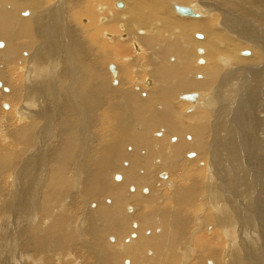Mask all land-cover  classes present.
I'll return each mask as SVG.
<instances>
[{"label": "bare ground", "instance_id": "1", "mask_svg": "<svg viewBox=\"0 0 264 264\" xmlns=\"http://www.w3.org/2000/svg\"><path fill=\"white\" fill-rule=\"evenodd\" d=\"M8 3L10 10L4 8ZM175 5L187 7L192 16L177 14ZM0 40V96L8 91L4 86L10 89L2 92L0 104L2 117L10 118L0 119V202L8 197L4 189L11 186L3 181L12 178L13 191L19 188L22 197L17 216L20 239L29 235L21 245V264H179L175 250L189 232L199 207L195 203L203 193L204 170L196 164L207 160L208 137L222 130L230 148L221 142L217 150L230 157V171L241 169V180L249 175L255 179L257 169L260 173L259 185L252 181L263 185L257 190L259 202H254L260 213L258 221L254 217L261 231L257 237L249 210L255 189L251 181H245L241 192L248 203L242 221L249 227L243 233L253 244L246 248L249 257L260 255L259 249H251L256 238L264 246V0H0ZM133 46L140 55L132 56ZM138 66L146 70L138 72ZM146 80L150 81L145 84ZM135 86L140 89L133 90ZM238 91L240 106L230 120L239 126L242 147L231 141L235 134L230 122L226 125L221 118L209 123L220 111L218 98L223 97V107L229 106ZM154 132L160 138L153 140ZM194 151L200 154L194 157ZM154 152L160 154L157 161L151 157ZM187 152L194 160L182 175ZM257 154L260 160H254ZM240 155L248 171L240 167ZM156 172L165 180H156ZM174 174L185 178L181 186L173 183ZM158 181L170 192L165 186L155 189ZM127 188L132 192L126 193ZM142 188L146 195L149 191L147 196L140 195ZM218 189L206 187L210 209L203 206L201 226L205 230L212 225L210 232L225 234L233 244L224 259L223 241H212L213 233L204 238L205 232L195 239L201 245L195 254L200 253V259L206 254L202 262L241 264L244 236L233 234L228 206ZM13 191L7 206L19 200ZM79 240L86 246L79 247ZM5 259L0 255L2 264Z\"/></svg>", "mask_w": 264, "mask_h": 264}, {"label": "rangeland", "instance_id": "2", "mask_svg": "<svg viewBox=\"0 0 264 264\" xmlns=\"http://www.w3.org/2000/svg\"><path fill=\"white\" fill-rule=\"evenodd\" d=\"M10 2H13V0H9ZM34 1V0H33ZM38 1H41V0H38ZM142 1H145V0H142ZM147 1V0H146ZM119 2H122V1H119ZM124 2H122V4H123ZM126 4V3H125ZM123 6L125 7V5L123 4ZM8 7V8H7ZM12 8V4L11 3H8L7 5H5V9H7V10H10L9 8ZM124 7L122 8V9H124ZM113 9H115V7H113ZM117 9V8H116ZM122 9H117V10H122ZM174 11V10H173ZM172 11V13H174L173 15L175 16V17H178L176 14H175V12H173ZM108 13L110 14L111 12L110 11H108ZM98 14V13H97ZM109 14H107V12H106V15H109ZM180 18H182V17H180ZM185 18V17H184ZM86 20H89V19H87V18H85ZM120 20H122V19H120ZM97 21H98V19H97ZM88 22V25L90 24V22L89 21H87ZM96 24H98L97 22H96ZM81 25H84V24H82L81 23ZM89 27V30L91 31L92 29H91V25H89L88 26ZM148 29V28H147ZM144 30V31H146V32H148V30ZM140 30V32L142 31V28L141 29H139ZM134 35V34H133ZM136 35H137V33H136ZM8 36V35H7ZM138 36V35H137ZM33 39H35L36 40V36H35V34H33ZM1 41V40H0ZM27 41V40H26ZM4 42H6L5 40H4ZM19 42H21L22 43V41H19ZM37 45V44H36ZM0 50H2V49H0ZM33 50V49H32ZM31 50V51H32ZM130 51L133 53L132 54V56H135V53H136V55H140L139 54V52L140 51H137V49H135L134 48V46L132 47V48H130ZM138 52V53H137ZM141 53V52H140ZM26 56V55H25ZM204 60V59H203ZM2 62L3 61H1L0 60V64H2ZM170 62H172V61H170ZM115 65V64H114ZM144 67V69L143 68H140L139 66L136 68V70L138 71V72H140L141 70L140 69H142V71H145L146 70V68H145V66H143ZM193 67L194 68H196L197 66H196V64L195 63H193ZM140 70V71H139ZM104 71H106V67H105V69H104ZM107 73H108V75H109V72L108 71H106ZM235 79H238V76H237V78L235 77ZM142 80V81H141ZM140 80V82H141V85L143 84V79H141ZM150 81V80H149ZM227 81V80H226ZM226 81H225V83H224V85H223V87H227L228 85H226ZM238 81V80H237ZM118 82V81H117ZM1 83V82H0ZM229 83H231V80L229 81ZM112 84V83H111ZM240 84V83H239ZM118 85V84H117ZM249 85H252V84H249ZM112 86H114L113 84H112ZM151 86V85H150ZM5 88H7L8 89V91L10 90L9 88H8V86H4ZM142 87V86H141ZM149 87V86H148ZM147 86H146V88H148ZM240 87V86H239ZM139 88V86H135V88L133 89V90H139L138 89ZM250 88H251V86H250ZM0 90H1V88H0ZM7 91V92H8ZM3 92V91H2ZM2 92H1V96H0V104H1V98H2V96L4 97V95L2 94ZM7 92H3L4 94L5 93H7ZM242 93V91H238V94L235 96L236 98H234L233 99V102L231 101L230 102V104H229V106H228V104H226L225 105V107H223L224 106V103H223V97H220V98H218V101H220L221 103H220V106L218 107V109H216V111L218 112L219 110V112L218 113H216L215 115H217L216 117H214L213 118V116H211V118L209 117V123H211L212 124V122L214 123V121H215V123L217 122V119H218V121H219V119H221V118H224L225 119V121H227L226 122V125L227 124H229V122H230V124H231V128H233V131H234V133L233 134H235V136L233 135V137H234V139L235 140H231L234 144H238L239 146H241L242 147V144L243 143H245V141H244V139H243V135H242V133H241V131L239 130V126L238 125H234L233 126V122L231 123V118H232V116L234 115V114H236V106H240V104H237V101L239 100L240 101V99H239V97H241L240 95H242L241 94ZM221 99H222V101H221ZM223 103V104H222ZM235 104V105H234ZM8 105V104H7ZM177 105H179V104H177ZM223 105V106H222ZM231 105H232V107H231ZM10 107V106H9ZM223 107V108H222ZM229 107H230V109H229ZM159 108V107H158ZM226 108V109H225ZM228 108V109H227ZM238 108V107H237ZM10 109V108H9ZM8 109V110H9ZM223 109H225V112L223 111ZM234 110V111H233ZM1 111H4L3 109L1 110ZM6 111V110H5ZM221 111H222V113H221ZM228 111V112H227ZM233 111V112H232ZM231 112H232V114H231ZM235 112V113H234ZM219 114V115H218ZM182 115H183V112H182V114L180 115V117H182ZM188 115V114H187ZM222 115V116H221ZM0 119H7L8 121L10 120V118L9 117H2V115L0 114ZM221 116V117H220ZM230 116V117H229ZM183 118H185V116L183 117ZM215 119V120H214ZM264 119V118H263ZM213 120V121H212ZM230 120V121H229ZM13 121H15V120H13ZM186 123H188V122H186ZM229 124V125H230ZM226 125H225V127H226ZM227 128V127H226ZM262 128H263V130H262ZM262 128H261V132L263 133L264 132V126H262ZM237 129V130H236ZM140 130V128L139 127H137L136 128V131L138 132ZM244 132V131H243ZM155 133V132H154ZM153 133V135H152V139L153 138H155V139H153V140H156L157 138H160V137H156V133H158V132H156L155 134ZM214 134V133H213ZM226 134V130L224 131V130H222V131H217V133L216 134H214V137H213V135H211L210 137H208V139H207V141H206V143L208 144L209 143V148L210 149H205V152H206V158H207V160L204 162V161H201V162H199V163H197L196 164V167L198 168V169H200V170H204L203 171V179H202V183L203 184H201V186L203 187L202 188V191H203V193L200 195L201 196V200L200 201H198V203L196 202L195 204H196V206L198 207V208H196L197 210H196V212H195V214L193 215L194 216V219H193V222H192V224H190V228L192 227L193 228V226H195L192 230L190 229V228H188L189 230V232L187 233V234H183L182 236L183 237H181V239H180V241L182 242H180L179 241V246H178V248H176V256H177V258H178V260L180 261L179 262V264H200V262L203 264H212L211 262L212 261H214L213 259H209V260H206V262H204L205 261V259L207 258L205 255V253H204V257L205 258H202L204 261L202 262V259H200V253L198 254L199 255V257H198V255H197V257H196V250L198 249L197 247H198V245L199 244H197L198 242L197 241H195V239L198 237V236H205L206 235V233H208L204 238H207V237H211L212 235H211V233H213V232H210L212 229H213V227H212V225H209L210 227H211V229H207V227H206V229L204 230V226H201V218H199L204 212L203 211H205V209H204V207H207L208 206V198L206 197V187H207V185L208 184H211V185H214V186H218L220 189H218V191L220 192V195L222 196V202H223V204L224 205H227L228 206V209H227V211H229V218H230V220H231V222H232V224H233V234L236 236V238H241L242 236H244V241L245 242H243L242 244L241 243H238V244H235V245H239V244H241L242 246H240L239 247V262L242 264V263H246V264H264V256H263V253H264V246H259L260 245V242H259V240H258V238H256L255 240H256V243L255 244H257L256 245V247H254L253 246V248L254 249H251V251L253 252V253H255L256 251H257V249H259L260 250V252L258 253V254H260L259 256H262L261 258L257 255L255 258L254 257H252V256H250L249 257V255H251V253H250V251L246 248V246L247 245H253L252 243H251V236L249 235V234H244L243 232H244V230L247 228V227H249L248 226V224L246 223V221H242V218H243V212H246V206L244 205V203H246L245 202V200H244V198H245V196L244 195H242V193L241 192H243V185L244 184H246L247 185V182H249V181H251V184H252V187L253 188H255V189H253V194H252V196H251V200H250V202L249 203H251V204H249V210H250V212L253 214V220H254V217H255V220H256V218H258L259 216H260V213H258L257 212V210L255 209V207H254V202H259L256 198H257V190H258V188L259 187H262L261 186V184H260V186L258 187L255 183H252V181L253 182H255V179L257 180V182L256 183H258L259 182V177H258V175H260V173H258L259 172V170L257 171L256 169H254V171H255V173L256 174H258V175H256L255 174V179L254 178H252V176L253 175H249L248 176V180H247V178L244 180H241L240 178H241V169H235V173L234 172H232L233 171V167H232V169H231V171H230V169H229V167L228 166H230L231 164L228 162V159L230 158L229 156H225L224 154H221L220 153V151H218L217 149H218V146L219 147H221L222 148V143L221 142H224L225 141V139H227V137L223 140V138H224V135ZM264 134V133H263ZM240 135H241V137H240ZM154 136V137H153ZM223 137V138H222ZM236 137H238V138H236ZM240 138V139H239ZM257 138H258V136H256V140H257ZM170 141H176V138L175 137H173V138H171V140ZM212 141V142H211ZM212 144H211V143ZM220 142V143H219ZM170 142H169V140H168V143L166 142V144H169ZM226 143H228L227 145H226ZM210 144H211V146H213V148L210 146ZM224 144L227 146V148H230V146H229V141L228 142H224ZM188 147H190V145L188 144L187 145V149H188ZM165 148V147H164ZM213 149V150H212ZM215 149V150H214ZM165 154H166V151H163ZM199 151H197V152H191L193 155H194V157H196V156H198L199 154H200V152L198 153ZM260 152V151H259ZM139 154V158H141L142 156L140 155V152H138L137 153V155ZM185 154V153H184ZM187 154H188V152L183 156L184 158H183V161H182V168H181V170H180V173L183 175V174H186V171H187V167L189 166V164H188V162H190V160L192 159V160H194V157L193 158H187ZM160 154H155V152H154V154H153V156H151V157H153V158H155V160L157 161L158 160V156H159ZM22 155H20V157H21ZM141 156V157H140ZM243 156V155H242ZM241 155H240V159H241V161H240V167L242 166V170H244V171H248V169H245L246 167H244V164L243 163H245V161H244V159H243V157H242ZM260 157H261V155L260 154H257V156H255L254 157V160H260ZM246 158V157H245ZM189 159V160H188ZM209 159V160H208ZM210 161V162H209ZM246 161H248V160H246ZM204 164H203V163ZM208 164H207V163ZM212 163V164H211ZM228 163V164H227ZM239 163V162H238ZM151 165H157V163L155 162L154 164H151ZM206 165V166H205ZM204 167V168H203ZM212 167H213V169L214 170H211L212 169ZM211 170V171H210ZM263 170V169H262ZM209 171H210V173H209ZM170 173H171V171H169ZM205 172V173H204ZM166 173V172H165ZM209 173V174H208ZM216 173V174H215ZM234 173V174H233ZM237 173L239 174V176H238V178H237ZM172 174V173H171ZM204 174H205V177H204ZM12 175H14V174H12ZM11 175V176H12ZM107 175L108 176H110V179H111V175L112 174H108L107 173ZM107 175H106V177H107ZM118 175V174H117ZM155 175H156V177L155 178H157L156 180H158V178H160V179H163L164 178V176H159L158 175V177H157V172L155 173ZM161 175V174H160ZM211 175V176H210ZM118 176H120V180H121V175L119 174ZM172 178L171 179H173L172 181H173V183H175V184H180V186L182 185V183H180V182H182V180L185 182V178L184 179H182L181 178V176L179 175V177H178V175L177 174H174V176L173 175H170ZM177 176V177H176ZM210 176V177H209ZM234 176H236L235 178H234ZM183 177V176H182ZM210 179H209V178ZM232 177V178H231ZM258 177V178H257ZM168 178V177H167ZM230 178H231V183L232 184H229V181H228V179L230 180ZM7 179V180H6ZM10 180V181H9ZM8 180V177H5V181H3L4 183H6V185H5V187L6 186H8V184H10L11 186V188L9 187L8 188V190L7 189H4V194H5V192L7 193V191H8V194H7V200L9 199V196H10V194L12 193V191H13V189H14V184H15V182L13 183V179L12 178H10ZM12 180V181H11ZM112 180V179H111ZM120 180L119 181H115L114 180V182L117 184V183H119L120 182ZM165 179H163V181H164ZM216 180H218V181H216ZM175 181V182H174ZM210 181V182H209ZM245 181H247L246 183H245ZM159 182V181H158ZM178 182V183H177ZM183 182V183H184ZM12 183V184H11ZM114 183V184H115ZM159 183H161V184H163V186L160 184L159 185ZM159 183H154V188L156 189V187H157V189H160L159 187H161V188H164V186L166 187L164 190L165 191H169L170 192V190H171V188L169 187H167L166 186V184L164 185V183H162V182H159ZM215 183V184H214ZM157 185V186H156ZM167 185L168 186H170L169 185V183H167ZM206 185V186H205ZM258 185H259V183H258ZM245 186V185H244ZM13 187V188H12ZM257 188V189H256ZM12 189V190H11ZM16 190H14L13 191V195H18L19 193L18 192H20V189L19 188H15ZM17 190H19V191H17ZM127 190V192L126 193H128V192H130L129 190H128V188L126 189ZM143 190H144V192H143ZM145 190H146V192H147V189L146 188H142V189H140L139 190V192H140V195L141 194H145L146 192H145ZM205 190V191H204ZM9 191H11V192H9ZM17 192V193H16ZM3 194V195H4ZM148 194H149V191H148ZM147 194V195H148ZM239 194H240V197H239ZM263 193H262V189H261V194H259L260 195V198H261V195H262ZM146 194L144 195V196H147ZM202 195H205V196H202ZM234 195H236V196H234ZM143 196V195H142ZM243 196V197H242ZM20 197V198H19ZM165 197V196H164ZM206 200H204L203 198ZM225 198H226V200H225ZM232 198V199H231ZM5 199V198H4ZM3 199V201L2 202H0V208L2 209L3 208V210H1L0 209V211H3V215H2V213L0 212V229H2V227H3V231H1L0 232V242L2 243H0L1 245H0V255L1 256H3L4 257V259L7 261L5 264H17V263H19V264H21V262L20 261H22L23 260V258L24 257H22V255H24V253H23V250H21L22 248H21V245L23 244V241L24 240H28V237L27 236H29L28 234L24 237V238H22V239H20V223H19V217L17 218V216H19V213H18V210H19V208H20V199H22V197H21V194H19V196H18V198H17V200L18 201H16V199H14V201H12V204L9 206H7L6 205V203H7V200L5 199L4 200ZM239 199V200H238ZM237 200V201H236ZM6 201V202H5ZM161 201H163V199H161ZM173 201L174 200H172V201H168L169 203L168 204H170V205H172L173 204ZM227 201V202H226ZM202 202V203H201ZM239 202H241V203H239ZM3 205H2V204ZM16 203V204H15ZM201 203V204H200ZM206 203V204H205ZM232 203V204H231ZM234 203V204H233ZM176 204V203H175ZM246 204H248V203H246ZM2 205V206H1ZM18 206V208H17V206ZM204 205H207V206H204ZM5 208H4V207ZM13 206V207H12ZM195 206V207H196ZM204 206V207H203ZM232 206V207H231ZM254 208H253V207ZM12 207V208H11ZM15 207V208H14ZM90 208L91 209H93L91 206H90ZM188 208V207H187ZM208 208L210 209V207L208 206ZM232 208V209H231ZM5 209V210H4ZM14 211H13V210ZM234 209H236V210H238L237 212H235L234 211ZM252 209V210H251ZM13 211V213H11L12 211ZM254 210V211H253ZM10 211V214H9V217H7L8 216V212ZM17 211V212H16ZM198 211V212H197ZM242 213H240V212ZM243 211V212H242ZM16 212V213H15ZM18 213V214H17ZM132 213V212H131ZM202 213V214H201ZM240 213V214H239ZM251 213H249V212H247V215L250 217L251 216ZM12 214H14V215H12ZM16 214V215H15ZM256 214V215H255ZM234 215H237V216H234ZM239 215H241V216H239ZM255 215V216H254ZM212 218L213 219H215V216H214V214L212 213ZM258 216V217H257ZM5 217V218H4ZM10 217H14L13 218V220H11L10 219ZM198 218V219H197ZM236 218V219H235ZM6 219H7V221H6ZM195 219H196V221H195ZM4 220V221H3ZM9 220V221H8ZM254 220V225L253 226H256L255 227V232H253V235L254 236H256L257 237V234L259 233H261V231L260 230H258V225H256L257 224V222L256 221H258V220H256L255 221ZM11 221V222H10ZM200 221V222H199ZM3 222V223H2ZM14 222V223H13ZM196 222V223H195ZM236 222H237V225H236ZM18 223V224H17ZM134 223H136L137 224V222H134ZM203 223V222H202ZM4 224V225H3ZM7 226H6V225ZM9 224H11V225H9ZM14 225V226H13ZM20 225V226H19ZM252 225V224H251ZM9 226V227H8ZM19 226V227H18ZM236 226L238 227L239 226V228L237 229L236 228ZM245 226V227H244ZM7 227V228H6ZM201 227V228H200ZM7 230H6V229ZM132 228H134L135 229V227L133 226V224H132ZM19 229V230H18ZM194 229H197L196 231H197V233L195 234V230ZM201 229V230H200ZM216 229V228H215ZM203 230V231H202ZM242 230V231H241ZM6 231V233H4ZM212 231H214V230H212ZM206 232V233H205ZM242 232V233H241ZM9 233V234H8ZM217 233V232H216ZM5 234V235H4ZM19 234V235H18ZM202 234H204V235H202ZM3 235L5 236V237H3ZM185 235H187L188 237H186L185 238ZM192 235L194 236V237H192ZM211 235V236H210ZM213 235H215L214 236V240L212 239V241H214V242H217L218 244H219V242H222V244H221V248H222V251L223 250H225V251H223L222 252V256L224 257V259H225V253H226V249H228V247H230V245L231 244H233V243H231L230 244V239L228 240V237L226 238V235L225 234H223V237L220 235V234H218L217 233V235L216 234H214L213 233ZM220 235V236H219ZM217 236V237H216ZM238 236V237H237ZM3 237V238H2ZM74 237V236H73ZM5 238H7V240L5 239ZM194 238V239H193ZM19 239V240H18ZM189 239V240H188ZM222 241H221V240ZM14 240V241H13ZM20 240H22L21 242H20ZM185 241V242H183V241ZM216 240V241H215ZM194 241H195V244H194ZM253 241V240H252ZM6 242V243H5ZM15 242V243H14ZM81 240H79V242L77 241V244H78V246L80 247L81 245L82 246H86L85 245V243H82L81 244ZM113 242V241H112ZM203 242V241H202ZM201 242V243H202ZM250 242V243H249ZM255 242V241H254ZM181 243V244H180ZM246 243V244H245ZM4 244V245H3ZM9 244V245H8ZM191 244V245H190ZM219 244V245H220ZM259 244V245H258ZM6 245V246H5ZM7 245H8V247H7ZM195 245H197L196 247H195ZM205 244L203 243V246H204ZM222 245H223V247H222ZM229 245V246H228ZM15 246V248L14 249H12L11 250V248H13ZM200 247H201V245H199ZM245 246V247H244ZM79 247L77 248V249H79ZM243 247V248H242ZM258 247V248H257ZM190 248H192V249H190ZM195 248V249H194ZM246 248V249H245ZM8 249V250H7ZM17 249V250H16ZM180 249V250H179ZM241 249H242V251H243V254L241 253ZM10 250V251H9ZM198 250H200V249H198ZM80 251V249L78 250V252ZM179 251H181V253H179ZM184 251V252H183ZM8 252V253H7ZM14 252H15V255H14ZM17 252V253H16ZM249 254H248V253ZM21 253V254H20ZM241 253V254H240ZM80 255H81V252L79 253ZM182 256V257H180V255ZM186 254L188 255V256H186ZM190 254L192 255L191 257H190ZM247 254V255H246ZM11 256L10 257V260L8 261V256ZM150 254H148V256H149ZM12 256H14V257H12ZM17 256H19V257H17ZM93 256V257H92ZM151 256V255H150ZM187 258H186V257ZM196 258H194V257ZM221 255H219L218 257L220 258V257H222ZM21 257V258H20ZM91 257H92V261H93V263H95V260H96V256L95 255H93V254H91ZM190 257V258H189ZM16 258V259H15ZM19 258V259H18ZM95 258V259H94ZM189 258V259H188ZM191 258H194L195 260H196V262L195 261H193L194 259H191ZM197 258H199V259H197ZM257 258V259H256ZM21 259V260H20ZM25 259V258H24ZM94 259V260H93ZM14 260H16V261H14ZM198 260V261H197ZM222 260V259H221ZM259 261H260V263H259ZM262 262V263H261ZM0 264H2L1 262H0ZM178 264V263H177ZM239 264V263H238Z\"/></svg>", "mask_w": 264, "mask_h": 264}, {"label": "water", "instance_id": "3", "mask_svg": "<svg viewBox=\"0 0 264 264\" xmlns=\"http://www.w3.org/2000/svg\"><path fill=\"white\" fill-rule=\"evenodd\" d=\"M116 6H117V7H120V6H121V3L117 2V3H116ZM173 10H174L177 14L182 15V16H192L191 11H190L187 7H181V6H177V5H175V6L173 7ZM196 36H198V35H196ZM198 37H199V36H198ZM241 54H243V55H247L248 52H247V51H244V52H242ZM109 69L112 70V67H109ZM3 90H5V89H3Z\"/></svg>", "mask_w": 264, "mask_h": 264}, {"label": "flooded vegetation", "instance_id": "4", "mask_svg": "<svg viewBox=\"0 0 264 264\" xmlns=\"http://www.w3.org/2000/svg\"><path fill=\"white\" fill-rule=\"evenodd\" d=\"M243 52H244V51H243ZM147 81H149V80H146V81H145V84H146ZM150 85H151V84H150ZM150 85H149V86H150ZM163 174H166V173H163ZM166 175H167V174H166ZM130 192H132V191H130ZM143 192H144V190H143ZM145 192H146V191H145ZM128 208H131V207H128ZM131 209H132V208H131ZM126 211H127V209H126Z\"/></svg>", "mask_w": 264, "mask_h": 264}]
</instances>
